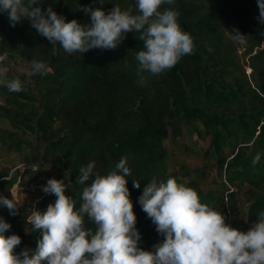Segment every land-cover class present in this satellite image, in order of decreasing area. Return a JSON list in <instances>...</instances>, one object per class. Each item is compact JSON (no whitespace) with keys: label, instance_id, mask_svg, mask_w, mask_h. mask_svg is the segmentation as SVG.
I'll list each match as a JSON object with an SVG mask.
<instances>
[{"label":"trees","instance_id":"1","mask_svg":"<svg viewBox=\"0 0 264 264\" xmlns=\"http://www.w3.org/2000/svg\"><path fill=\"white\" fill-rule=\"evenodd\" d=\"M66 22L77 20L85 27L90 15L80 9L100 8L105 13L119 5L138 14L136 0H42ZM179 13L178 23L194 41L193 54L186 55L159 75L138 74V51L144 50L140 33L129 32L115 49H91L84 54L66 53L32 28L27 18L13 27L6 12H0V79L19 78L21 92L0 84V144L18 152L27 166H48L67 185L78 210L83 187L76 179L80 168L95 162L94 172L106 175L127 157L131 175L126 177L140 232L139 247L153 251L164 238L142 210L139 198L153 178H175L195 189L201 203L221 211L226 223L248 231L264 211V23L258 20L257 0H175L161 11ZM234 29L245 35L244 49L251 68L246 72L238 46L228 35ZM43 61L51 69L31 77V61ZM23 62L26 71L14 72ZM249 74V75H248ZM144 77L143 79L141 77ZM208 136L210 157L216 164L220 184L207 190L199 178L204 168L172 167L166 139ZM261 159L253 166L252 160ZM19 169L0 168V188L18 180ZM132 181H138L135 188ZM239 192L248 203L240 209ZM56 197L44 193L37 205L47 210ZM0 217L11 224L7 236L31 237V250L42 239L40 230L0 207ZM86 229L95 225L85 217ZM28 233V234H27ZM159 240V241H158ZM25 250L21 244L17 253ZM47 264V261L44 262Z\"/></svg>","mask_w":264,"mask_h":264},{"label":"clouds","instance_id":"2","mask_svg":"<svg viewBox=\"0 0 264 264\" xmlns=\"http://www.w3.org/2000/svg\"><path fill=\"white\" fill-rule=\"evenodd\" d=\"M103 0H100L102 4ZM175 0H136L138 14L122 10L116 5L110 13L100 8L83 7L90 15L86 27L77 20L66 22L49 6L45 11L42 0H0V12H6L14 27L27 18L32 28L52 45L53 55L59 45L66 53H81L101 48L115 49L127 33H140L144 50L136 53L138 74L159 75L172 69L182 57L194 53L192 36L178 23L179 13L172 9L161 11L163 4ZM258 20L264 23V0H257ZM241 44L245 35L234 29ZM7 59V53L0 61ZM51 69L43 61L33 59L28 76L46 75ZM144 78L143 76L141 77ZM10 92H21L25 82L19 78L0 79ZM261 159L257 154L252 164ZM127 157L122 158L106 175L94 172L95 162L80 168L76 182L86 185L82 190V204L66 194L63 180L49 179L42 191L56 197L44 212L33 210L27 222L33 230L42 232L35 250L15 249L22 243L19 235L5 233L11 228L0 217V264H264V211L258 221L244 232L226 223L221 211L201 203L199 193L175 178L157 181L144 187L139 198L142 210L164 238L148 251L139 247L140 232L130 199L126 177L131 175ZM32 169L37 170L33 165ZM140 188L138 181H132ZM12 199L0 195V207H6L15 216L16 194ZM85 217L95 225V231L86 229Z\"/></svg>","mask_w":264,"mask_h":264},{"label":"rangeland","instance_id":"3","mask_svg":"<svg viewBox=\"0 0 264 264\" xmlns=\"http://www.w3.org/2000/svg\"><path fill=\"white\" fill-rule=\"evenodd\" d=\"M228 35L237 44L239 60L242 65L245 66L246 72L250 73L248 69L250 67L247 64L248 57L244 54V49L248 45L247 39L245 38V42L241 44L233 34L228 33ZM13 69L14 72L17 73H22L27 70L25 64L21 61L15 63ZM165 145L169 152L170 164L172 167L180 168L184 166L190 168H204L202 177L199 178L201 187L204 190L220 184V178L217 176L216 164L209 156L211 150L209 148L208 136H190L184 133L182 136L172 138L170 135L166 139ZM3 167H10L11 171L18 168L19 175L17 182L11 187L0 188V195L12 199L11 191L14 192L16 194L17 207L19 209L18 216L28 223L27 217L31 215L33 210L37 211V205L41 196L44 194L42 187L46 185L49 179H57L58 173L48 166L42 168L37 166V170L34 171L32 167H28L27 164L23 162L18 152L8 150L0 144V168ZM238 197L240 209L245 212L248 203L245 201L241 192H239ZM38 211L44 212L45 209H39ZM21 246L24 249L31 250V237L29 235L22 241Z\"/></svg>","mask_w":264,"mask_h":264},{"label":"built area","instance_id":"4","mask_svg":"<svg viewBox=\"0 0 264 264\" xmlns=\"http://www.w3.org/2000/svg\"><path fill=\"white\" fill-rule=\"evenodd\" d=\"M249 69V72L251 71V68H248ZM33 166V165H32ZM31 165L30 166H28V167H32Z\"/></svg>","mask_w":264,"mask_h":264}]
</instances>
